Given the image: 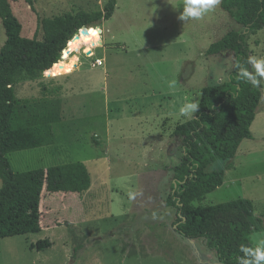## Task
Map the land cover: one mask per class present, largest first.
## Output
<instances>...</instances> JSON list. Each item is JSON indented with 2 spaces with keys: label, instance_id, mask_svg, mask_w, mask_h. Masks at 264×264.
<instances>
[{
  "label": "rangeland",
  "instance_id": "374dc122",
  "mask_svg": "<svg viewBox=\"0 0 264 264\" xmlns=\"http://www.w3.org/2000/svg\"><path fill=\"white\" fill-rule=\"evenodd\" d=\"M31 1L35 12L25 0H9L28 39L38 19L102 11L107 2ZM116 3L112 18L80 33L47 74L37 80L22 76L14 85V126L50 124L54 143L8 156L14 172L45 171L42 230L0 239V264H220L203 239L176 232V210L163 203L169 169L182 154L172 132L192 119L180 116L179 108L199 101L203 88L227 80L233 54L206 51L243 29L220 5L184 23L178 19L183 0ZM5 39L0 20V49ZM37 39L42 42L41 32ZM247 43L251 57L264 59V29ZM95 60L104 65L95 66ZM258 88L252 139L241 143L234 159L208 167L224 171L223 183L193 203L251 201L263 221L250 236L253 246L264 239V81ZM74 166L85 176L71 172ZM42 240L51 245L39 251L35 245Z\"/></svg>",
  "mask_w": 264,
  "mask_h": 264
},
{
  "label": "trees",
  "instance_id": "16d2710c",
  "mask_svg": "<svg viewBox=\"0 0 264 264\" xmlns=\"http://www.w3.org/2000/svg\"><path fill=\"white\" fill-rule=\"evenodd\" d=\"M25 2L35 12L32 1ZM116 2L107 0L102 11L38 19L35 35L28 39L21 35L22 26L9 0H0V20L6 38L0 49V239L39 233L42 228L40 207L45 171L14 172L8 156L54 143L50 124L14 126L17 103L14 85L22 76L37 80L47 74L61 62V54L80 33L112 18ZM220 7L243 30L228 32L206 51L207 56L231 52L232 68L224 83L202 89L199 111L172 132L181 141L182 154L179 163L169 169L170 191L163 207L176 210L174 225L180 236L203 239L220 264H238L237 257L242 255L240 246L254 247L250 236L262 228L263 221L254 215L252 202L237 199L206 207H195L193 203L223 183L224 171H208V167L217 161L234 159L241 143L252 139L250 128L262 91L240 78L238 65L249 69L247 38L264 29V0H222ZM39 32L42 42L37 39ZM70 171L80 177L86 174L80 166L71 167ZM50 245L42 240L35 248L40 251Z\"/></svg>",
  "mask_w": 264,
  "mask_h": 264
},
{
  "label": "clouds",
  "instance_id": "9594fccd",
  "mask_svg": "<svg viewBox=\"0 0 264 264\" xmlns=\"http://www.w3.org/2000/svg\"><path fill=\"white\" fill-rule=\"evenodd\" d=\"M222 0H183L182 11L178 17L185 22L202 19L206 14L214 11ZM247 63L254 71H249L243 65H238L239 76L252 87H260L264 81V59L249 57ZM175 82L170 84L174 87ZM199 111V101L191 100L185 102L179 108V115L186 118H194V114ZM241 256L237 257L238 264H264V239L258 240L254 247L241 245Z\"/></svg>",
  "mask_w": 264,
  "mask_h": 264
},
{
  "label": "built area",
  "instance_id": "2783aa9c",
  "mask_svg": "<svg viewBox=\"0 0 264 264\" xmlns=\"http://www.w3.org/2000/svg\"><path fill=\"white\" fill-rule=\"evenodd\" d=\"M94 64H95V66L101 67L103 65V61L102 60H95Z\"/></svg>",
  "mask_w": 264,
  "mask_h": 264
},
{
  "label": "crops",
  "instance_id": "0c3cea01",
  "mask_svg": "<svg viewBox=\"0 0 264 264\" xmlns=\"http://www.w3.org/2000/svg\"><path fill=\"white\" fill-rule=\"evenodd\" d=\"M103 62H104V61H103ZM103 65H104V63H103ZM103 65H102V66H103ZM95 135H97V134H95ZM97 136H98V135H97ZM41 226H42V224H41ZM41 230H42V228H41Z\"/></svg>",
  "mask_w": 264,
  "mask_h": 264
},
{
  "label": "water",
  "instance_id": "95a60500",
  "mask_svg": "<svg viewBox=\"0 0 264 264\" xmlns=\"http://www.w3.org/2000/svg\"><path fill=\"white\" fill-rule=\"evenodd\" d=\"M87 54L89 55V54H90V52H88ZM61 56H62V54H61ZM60 58H61V57H60Z\"/></svg>",
  "mask_w": 264,
  "mask_h": 264
}]
</instances>
